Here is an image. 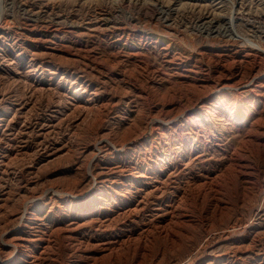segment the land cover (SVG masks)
I'll return each mask as SVG.
<instances>
[{
  "label": "rangeland",
  "instance_id": "rangeland-1",
  "mask_svg": "<svg viewBox=\"0 0 264 264\" xmlns=\"http://www.w3.org/2000/svg\"><path fill=\"white\" fill-rule=\"evenodd\" d=\"M0 264H264V0H0Z\"/></svg>",
  "mask_w": 264,
  "mask_h": 264
}]
</instances>
